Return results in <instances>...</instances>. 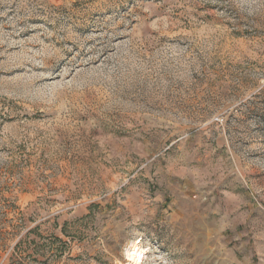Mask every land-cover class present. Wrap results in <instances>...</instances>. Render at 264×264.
I'll return each instance as SVG.
<instances>
[{
  "label": "rangeland",
  "instance_id": "obj_1",
  "mask_svg": "<svg viewBox=\"0 0 264 264\" xmlns=\"http://www.w3.org/2000/svg\"><path fill=\"white\" fill-rule=\"evenodd\" d=\"M0 264H264V0H0Z\"/></svg>",
  "mask_w": 264,
  "mask_h": 264
},
{
  "label": "bare ground",
  "instance_id": "obj_2",
  "mask_svg": "<svg viewBox=\"0 0 264 264\" xmlns=\"http://www.w3.org/2000/svg\"><path fill=\"white\" fill-rule=\"evenodd\" d=\"M135 247H136V245H132V249H130V251H129V257L132 259V260H134V261H137V262H139V259H140V255H141V252H139V253H137V251H138V249H137V251H135Z\"/></svg>",
  "mask_w": 264,
  "mask_h": 264
}]
</instances>
